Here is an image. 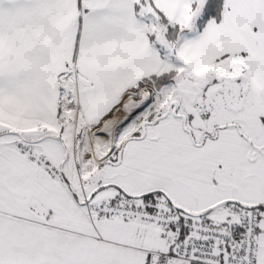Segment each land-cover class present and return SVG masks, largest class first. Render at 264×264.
I'll list each match as a JSON object with an SVG mask.
<instances>
[{"label": "snow or ice", "instance_id": "obj_1", "mask_svg": "<svg viewBox=\"0 0 264 264\" xmlns=\"http://www.w3.org/2000/svg\"><path fill=\"white\" fill-rule=\"evenodd\" d=\"M0 264H264V0H0Z\"/></svg>", "mask_w": 264, "mask_h": 264}]
</instances>
